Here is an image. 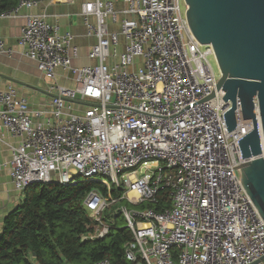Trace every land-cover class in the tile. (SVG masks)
Wrapping results in <instances>:
<instances>
[{
  "label": "built area",
  "instance_id": "obj_1",
  "mask_svg": "<svg viewBox=\"0 0 264 264\" xmlns=\"http://www.w3.org/2000/svg\"><path fill=\"white\" fill-rule=\"evenodd\" d=\"M42 1L21 0L0 9V18ZM117 1L126 7L117 9ZM187 7L181 0L85 1L84 24L97 39L88 54L96 63L85 66L72 63L78 48L71 32L27 14L19 36L24 54L45 76L70 72L75 86L53 83L48 107L38 110L13 86L0 90V131L18 140L7 143L11 159L0 158V174L9 168L21 193L33 184L101 181L109 197L88 194L96 230L83 238H103L105 212L128 202L118 209L132 232L128 264H264V220L233 168L264 157L257 101L263 152L245 159L239 140L254 122L243 119L237 98V125L228 131L224 114L233 103L217 88L214 47L195 37ZM7 51L0 39V54ZM141 204L148 206L134 207Z\"/></svg>",
  "mask_w": 264,
  "mask_h": 264
},
{
  "label": "trees",
  "instance_id": "obj_2",
  "mask_svg": "<svg viewBox=\"0 0 264 264\" xmlns=\"http://www.w3.org/2000/svg\"><path fill=\"white\" fill-rule=\"evenodd\" d=\"M21 0H0L1 10L16 7ZM93 190L109 197L98 180H78L72 185L33 184L24 198L4 218L0 230V264H93L108 258L113 264H128L125 245L132 232L118 209L105 213L109 231L103 238L84 239L96 230L84 201ZM118 198L122 189L112 187ZM169 205L170 201H161ZM120 205L128 202L122 200ZM148 204L134 207L143 208Z\"/></svg>",
  "mask_w": 264,
  "mask_h": 264
},
{
  "label": "water",
  "instance_id": "obj_3",
  "mask_svg": "<svg viewBox=\"0 0 264 264\" xmlns=\"http://www.w3.org/2000/svg\"><path fill=\"white\" fill-rule=\"evenodd\" d=\"M186 16L195 37L212 44L222 73L217 88L233 107L225 114L228 131L236 128V100L242 117L252 119L253 130L239 140L242 156L251 159L262 154V141L256 122L255 101L262 125L264 145V0H184ZM241 181L264 220V157L239 166Z\"/></svg>",
  "mask_w": 264,
  "mask_h": 264
},
{
  "label": "crops",
  "instance_id": "obj_4",
  "mask_svg": "<svg viewBox=\"0 0 264 264\" xmlns=\"http://www.w3.org/2000/svg\"><path fill=\"white\" fill-rule=\"evenodd\" d=\"M87 0H44L32 8H22L17 16L0 18V39L4 41L5 48L11 52L0 54V90L13 86L20 95L26 96L30 101L32 110L44 109L52 97L50 85L58 83L69 87L75 86L74 78L70 72L63 69L56 71V77H48L38 69L36 62L24 54L19 45L21 27L25 24L27 14L45 15L51 23L61 25L63 31H69L74 36L73 44L78 48V56L73 59L74 66L95 64V59H90L88 54L97 42L96 37L89 35L83 19V3ZM116 8L121 10L126 6L123 2H115ZM94 23L95 17L90 18ZM117 26L111 30L116 31ZM123 41V39H122ZM122 49V46H120ZM71 76H68L69 74ZM0 158L11 159V151L7 143H17V139L0 131ZM24 198L18 192L9 175V168L0 174V230L5 216L13 210Z\"/></svg>",
  "mask_w": 264,
  "mask_h": 264
},
{
  "label": "rangeland",
  "instance_id": "obj_5",
  "mask_svg": "<svg viewBox=\"0 0 264 264\" xmlns=\"http://www.w3.org/2000/svg\"><path fill=\"white\" fill-rule=\"evenodd\" d=\"M181 1H182V10L185 11V3H184V0H181ZM211 62H212V65L214 66L215 70L217 71L218 70L217 69V64H216L214 58H211ZM120 206L121 205L119 203L118 204L111 205L109 207V209L105 213H107V214L110 215L111 213H114L117 209H119Z\"/></svg>",
  "mask_w": 264,
  "mask_h": 264
}]
</instances>
